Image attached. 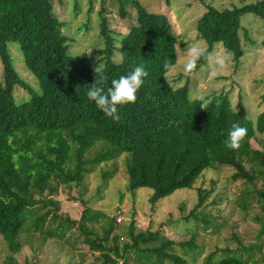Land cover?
<instances>
[{"label": "trees", "instance_id": "16d2710c", "mask_svg": "<svg viewBox=\"0 0 264 264\" xmlns=\"http://www.w3.org/2000/svg\"><path fill=\"white\" fill-rule=\"evenodd\" d=\"M127 3L134 6L136 24L118 38L101 16L104 46L94 65L86 53L68 54L52 0H0V235L11 254L22 248L18 235L24 229L45 238L62 237L77 225L90 254L98 255L90 261L80 254L74 264H117L118 259L121 264H185L174 252L175 242L160 231L138 230L131 221L120 232L116 226L121 223L115 217L92 209L85 200L77 221L65 218L58 228H45L48 217L58 218L59 202L51 195L59 184L81 187L89 170L86 164H114L121 154L128 190L151 188V209L175 190L190 188L204 169L218 167L231 168V178L245 182L239 204L243 210L252 201L264 202V140L256 139L257 133L264 132V110L253 121L242 105L233 108L227 93L205 96L209 105L201 109L196 97L189 96L188 83L174 87L163 69L165 59L177 61V38L167 16L149 12L137 0H122L123 5ZM124 10L121 5L123 18ZM245 13L264 16V0L221 9L206 5L195 26L208 53L220 43L232 53L234 65L240 64L244 51L239 31ZM8 42L18 43L40 91L31 89L15 70ZM207 61L201 58L196 71ZM140 64L149 75L136 103L118 106L121 119L116 122L88 99L87 92L101 75L107 77L102 85L107 91L113 79ZM16 85L30 96L16 102ZM233 124L248 130L239 150L227 149L223 143ZM255 140L257 146L252 144ZM207 194L198 189L195 207L202 205ZM34 207L42 211L33 215ZM200 218L209 223L206 217ZM225 250L227 255L214 262L210 255L205 263L244 264L231 249Z\"/></svg>", "mask_w": 264, "mask_h": 264}, {"label": "rangeland", "instance_id": "374dc122", "mask_svg": "<svg viewBox=\"0 0 264 264\" xmlns=\"http://www.w3.org/2000/svg\"><path fill=\"white\" fill-rule=\"evenodd\" d=\"M52 1L53 12L62 22L61 29L67 38L68 54L76 56L86 53L94 65L99 63L101 54L98 51L104 46L100 34L101 16L106 17L109 27L118 38V35L128 32L131 26L136 24L134 6L130 3L123 5L122 0ZM137 1L149 12L165 14L177 38L176 72L167 73L169 82L174 87L187 82L189 96L193 98L201 94L213 97L227 93L233 108L238 109L242 105L247 115L255 121L264 110V16L254 13L241 16L239 35L244 52L238 66L234 65L232 53L220 43H216L210 53L213 58L218 54L227 53L229 67L226 71L214 76L213 65L208 60L193 75L185 76L182 65L184 49L189 45L199 42L201 46L207 47L205 40L198 37L195 26L196 19L205 11L206 5L220 9L232 8L259 0ZM121 5L127 13L124 18L120 14ZM7 48L13 66L22 80L34 91H40L37 79L23 61L18 43L8 42ZM118 54L115 59L119 62L121 56ZM13 96L16 102H20L30 94L28 90L16 85ZM256 139L264 140V132L257 133ZM252 144L258 145L256 140L252 141ZM86 165L89 170L84 174L81 187L59 184L57 193L51 195L59 202L58 218L52 220L48 217L45 228H58L65 218L77 221L84 208L81 201L85 200L86 205L92 209L102 211L115 219L117 211L124 210L121 221H116L121 223L116 226L120 232H124L131 221L138 230L160 231L175 242L174 252L185 260V264H206L205 261L210 255L211 262H214L228 254L225 250L227 248L231 249L232 254L241 257L244 264H264V202L260 204L252 201L248 210L239 206L245 182L234 181L230 176L231 168L204 169L190 188L175 190L159 199L151 209L148 200L152 193L151 188L128 190L123 154L118 156L114 164L104 161L101 164ZM198 189L208 194L202 205L195 207ZM36 210L38 207L32 209L33 215L42 211ZM202 216L206 217L209 223H204L200 218ZM76 226H72L73 228L67 230L62 237L46 238L42 233L24 229L18 235L23 243L22 248L14 254L9 252L0 235V264H23L29 261L38 264H74L79 261L80 254H86V258L91 261L94 254L98 253L90 254L88 244L84 242V237ZM95 228L99 229L98 226ZM109 249L111 250V247ZM130 256L133 257V254ZM121 263L122 260L118 259L117 264Z\"/></svg>", "mask_w": 264, "mask_h": 264}, {"label": "clouds", "instance_id": "9594fccd", "mask_svg": "<svg viewBox=\"0 0 264 264\" xmlns=\"http://www.w3.org/2000/svg\"><path fill=\"white\" fill-rule=\"evenodd\" d=\"M184 53L182 70L185 76H191L195 73L201 58L209 60L213 65L212 74L214 76L220 72L226 71L229 67V56L227 53L218 54L213 58V55L208 53L206 48L201 46L199 42L189 45L184 49ZM163 69L166 73L176 72V66L171 59L164 60ZM94 71L97 73L99 69L96 67ZM148 75L149 73L146 71L145 65L140 64L127 75H122L118 79H113L107 91L102 87L107 77L101 75L99 79H95L92 87L87 92V97L90 101L95 103L96 107L101 110L105 116L119 122L121 116L118 106L136 103L138 99L137 94L144 84V78ZM196 100L200 102L199 106L201 109H207L209 100L204 95H198ZM247 134L248 130L246 127L233 124L223 142L224 146L227 149L239 150Z\"/></svg>", "mask_w": 264, "mask_h": 264}, {"label": "built area", "instance_id": "2783aa9c", "mask_svg": "<svg viewBox=\"0 0 264 264\" xmlns=\"http://www.w3.org/2000/svg\"><path fill=\"white\" fill-rule=\"evenodd\" d=\"M122 212H124V210L120 209L117 211V217H116V221L120 222L122 219Z\"/></svg>", "mask_w": 264, "mask_h": 264}]
</instances>
